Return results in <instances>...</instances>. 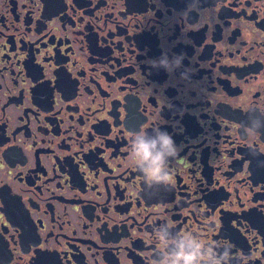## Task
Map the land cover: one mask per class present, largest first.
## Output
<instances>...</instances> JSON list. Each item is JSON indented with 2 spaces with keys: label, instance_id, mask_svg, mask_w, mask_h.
Listing matches in <instances>:
<instances>
[{
  "label": "flooded vegetation",
  "instance_id": "af4514ba",
  "mask_svg": "<svg viewBox=\"0 0 264 264\" xmlns=\"http://www.w3.org/2000/svg\"><path fill=\"white\" fill-rule=\"evenodd\" d=\"M250 109L264 0H0V264H157L165 224L264 264ZM155 126L178 154L148 187L131 138Z\"/></svg>",
  "mask_w": 264,
  "mask_h": 264
},
{
  "label": "clouds",
  "instance_id": "9594fccd",
  "mask_svg": "<svg viewBox=\"0 0 264 264\" xmlns=\"http://www.w3.org/2000/svg\"><path fill=\"white\" fill-rule=\"evenodd\" d=\"M180 58L173 63L178 65ZM160 63L167 67L168 61ZM249 123L246 126L254 131L264 130V113L250 109L246 115ZM131 151L135 157L137 170L143 174L148 187L167 186L170 182L168 163L178 154V148L172 137L155 126L152 133L139 131L132 135ZM169 225L158 230V239L164 246L157 264H230V252L227 248L217 253L211 246L200 244L191 237L181 236L179 239L168 234ZM173 246L168 251V245ZM166 253V255H165Z\"/></svg>",
  "mask_w": 264,
  "mask_h": 264
}]
</instances>
